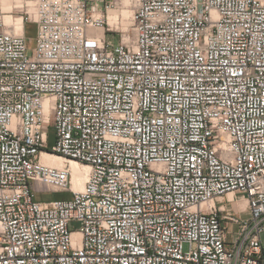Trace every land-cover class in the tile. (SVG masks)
Here are the masks:
<instances>
[{"label":"built area","instance_id":"1","mask_svg":"<svg viewBox=\"0 0 264 264\" xmlns=\"http://www.w3.org/2000/svg\"><path fill=\"white\" fill-rule=\"evenodd\" d=\"M102 1L0 28V264H264V0H136L117 43Z\"/></svg>","mask_w":264,"mask_h":264},{"label":"rangeland","instance_id":"2","mask_svg":"<svg viewBox=\"0 0 264 264\" xmlns=\"http://www.w3.org/2000/svg\"><path fill=\"white\" fill-rule=\"evenodd\" d=\"M36 2L37 0H0V28L6 30L9 28L7 24L11 23V21L9 23H6L4 21L5 14H9L10 16L12 15L13 20L17 17L22 18L24 24V35L27 37L29 46L34 45V38L36 35V25L34 21ZM135 4L136 0H128L127 3H125V0H104L101 2L100 7L103 9L106 15V19L104 30L100 29V31H104L105 38L107 40L113 43H117L121 41L123 37L132 34L131 14L133 9L135 8ZM4 5H9L11 6V8H9L8 10H4L2 9ZM123 10H128V14H130V18L128 17L129 23L127 30H124V27H126L127 23H124V20L122 19H126L127 17L125 18V16L122 15ZM110 17H115V20L113 22H109ZM50 133L51 137L49 143L51 144L53 141V131L51 130ZM70 196V190H67L65 192H55L44 186L38 188V191L36 193V198L41 201L53 200L58 198H68ZM235 196V198L229 200H234L235 204L239 205L240 208L243 209V202L240 199L241 197H243V195L236 192ZM242 217H247V214H242ZM262 239L264 241V234L262 235Z\"/></svg>","mask_w":264,"mask_h":264},{"label":"bare ground","instance_id":"3","mask_svg":"<svg viewBox=\"0 0 264 264\" xmlns=\"http://www.w3.org/2000/svg\"><path fill=\"white\" fill-rule=\"evenodd\" d=\"M127 1L128 0H125V3H127ZM9 8H11V6H9V5H4L2 7V9H4V10H8ZM128 12H129L128 10H123V12H122L123 13L122 15L125 16V18L127 17L126 19H122V20H124V23H127L126 27H124V30H127V28H128V23H129L128 17L130 16V14H128ZM131 16H132V14H131ZM114 18L110 17L109 22H113L115 20ZM4 21L6 23H9L11 21L10 24H7L9 27L8 29H6L7 31H9L11 33H24V24H23L22 18L17 17L16 19L13 20L12 15L10 16L9 14H5L4 15ZM98 32L101 33L102 31L99 30ZM125 38L127 39V37H125ZM41 160L43 163L58 166V167H62L64 165V163L66 162L67 166L69 167V170H70L72 190L73 191H79L83 188V185L87 179V175H88V171H89V165H87L85 163H80V162L73 160V159L65 158L64 156H61V155L56 154V153H47V152H43L41 154ZM228 194L231 195V198L229 197V199H233L236 197L235 192L227 193L226 197H228ZM242 198L243 197H241L240 199L242 201H245V204H246V198L245 197H244L245 199L244 198L242 199ZM243 209H245V206L243 207Z\"/></svg>","mask_w":264,"mask_h":264},{"label":"crops","instance_id":"4","mask_svg":"<svg viewBox=\"0 0 264 264\" xmlns=\"http://www.w3.org/2000/svg\"><path fill=\"white\" fill-rule=\"evenodd\" d=\"M229 197L231 198V195L230 194H228V197L227 198L229 199ZM242 202H243V207L246 206L245 201H242Z\"/></svg>","mask_w":264,"mask_h":264}]
</instances>
